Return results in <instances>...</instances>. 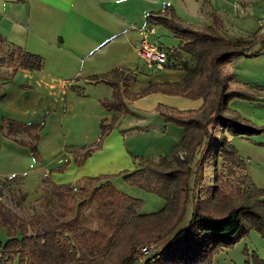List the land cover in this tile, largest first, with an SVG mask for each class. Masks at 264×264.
Masks as SVG:
<instances>
[{"label":"trees","instance_id":"1","mask_svg":"<svg viewBox=\"0 0 264 264\" xmlns=\"http://www.w3.org/2000/svg\"><path fill=\"white\" fill-rule=\"evenodd\" d=\"M210 16L211 25L202 31L185 27L171 6L146 18L149 24L162 27L178 41L176 49H168L172 50L169 59L174 65L169 63L166 67L185 71L180 84H150L133 93L130 89L135 76L121 70L90 78L113 89L109 99L99 101L112 118L100 121L96 143L84 147V153L74 157V165L82 167L101 148L119 117L128 113L125 99L163 93L202 100L198 111L181 112L163 105L155 108L165 124L184 132L170 158H160L154 164L132 157L143 165L117 175L87 178L75 186L56 185L44 177L43 211L26 217L18 216L0 202V264H13L15 258L17 264H212L220 250L232 248L250 232L256 231L264 238V189L253 185L245 161L227 139V135H264V127L240 119L228 109L234 100L258 99L233 90L235 76L225 72L237 58L257 57L264 47L250 53L252 40L226 37L220 17L215 13ZM4 44L7 45L0 36V45ZM7 48L4 58L0 57V67L12 69V74L17 70L42 69L40 56L16 46ZM183 53L191 57L190 62L182 60ZM2 130H6V135L26 133L28 142L14 140L27 146L33 159L41 162L37 143L42 125L23 126L7 121ZM180 154H184L182 159ZM68 164L65 162L48 174L62 173ZM113 177L157 195L164 207L142 214L141 201L117 190L111 182ZM20 198L24 200L25 196ZM93 204L95 217L101 222L96 229L87 228L82 222L83 211ZM163 239L168 243L161 250L154 254L149 251L143 261L138 260L139 250L149 249ZM252 264L264 263L254 255Z\"/></svg>","mask_w":264,"mask_h":264},{"label":"crops","instance_id":"2","mask_svg":"<svg viewBox=\"0 0 264 264\" xmlns=\"http://www.w3.org/2000/svg\"><path fill=\"white\" fill-rule=\"evenodd\" d=\"M165 6H171L193 31L211 25L210 15L215 13L224 24L223 33L233 36L259 28L256 20L264 18V0H0V36L7 45L43 59L40 71L17 70L0 86V181L16 177L22 178L23 187L30 180L40 186L48 177L56 185L75 186L87 178L117 175L143 165L132 157L170 158L184 132L165 124L155 108L198 111L202 100L163 93L133 102L125 99L136 120L126 122L122 116L82 167L73 162L84 147L96 143L100 121L112 118L99 101L109 99L113 89L91 77L121 70L135 76L130 90L138 93L150 84H180L186 76L180 67L149 69L136 53L139 30L149 25L147 16ZM7 121L42 125L37 143L40 163L27 146L14 140L28 142L26 133L6 135L2 130ZM227 139L234 144V137L227 135ZM49 159L58 164L50 168ZM65 162L69 164L61 174H48Z\"/></svg>","mask_w":264,"mask_h":264},{"label":"rangeland","instance_id":"3","mask_svg":"<svg viewBox=\"0 0 264 264\" xmlns=\"http://www.w3.org/2000/svg\"><path fill=\"white\" fill-rule=\"evenodd\" d=\"M256 22V25H258L259 28H252L254 29L253 31L252 29H248L241 33H235L237 34L236 36L229 34L224 35L231 39L238 37L245 40H252L253 48L250 50V53L257 52L262 49V45L264 47V44L262 43L264 42V18H260L256 20ZM248 31L249 33H247ZM155 36L158 37L157 44H162L161 46L166 49H176L175 47L177 46L175 44L177 40L168 31L158 30ZM7 49V45H0V57L4 58ZM181 55L184 61H191L190 56H187L184 53ZM4 65H6V62H4ZM11 70L12 69L5 66L0 67V81H4L0 84L1 87H4L9 80L12 73ZM227 70L228 74H234L235 76V80L231 84L233 90L247 92L258 99L256 102L234 100L228 106L230 113L232 115H238L240 119L249 121L256 126L264 127V50L262 49L261 54L257 57L237 58L227 66ZM127 100L130 101L131 99L128 98ZM131 101L133 102V100ZM122 116L125 118L126 122L136 120V116L132 114L130 110H128L127 114H123L119 118ZM234 139V144L230 142V145L237 150L239 156L245 161L247 173L251 182L256 188L264 189V135L234 137ZM183 157L184 154H182V158ZM153 162L156 164L158 163V160ZM48 163L52 164L51 166L49 165L50 168H53L54 165L58 164L53 163L52 159H49ZM54 174L58 175L61 173L57 172ZM111 182L120 192L141 201L140 212L142 214L155 213L164 207V201L155 194L147 193L136 187H132L122 182L120 178L113 177L111 178ZM43 187L42 184L39 186V183L37 184L35 180L26 182L25 187H23L22 178H14L10 181L7 179H5V181L1 180L0 202L7 205L20 217H26L33 213L42 212L43 205L41 202V195L43 193ZM21 195L25 196L24 200H21ZM82 222L84 226L90 229H96L101 224V222L95 217L94 204L83 211ZM167 243L168 240L163 239L157 244H151L149 246V254L158 252ZM140 253L141 250H139L137 256H140V261H143V256L145 255ZM254 255L264 263V238H262L256 231H252L247 236L241 238L232 248L220 250L213 257L212 264H252ZM12 263L17 264V259L15 258Z\"/></svg>","mask_w":264,"mask_h":264},{"label":"built area","instance_id":"4","mask_svg":"<svg viewBox=\"0 0 264 264\" xmlns=\"http://www.w3.org/2000/svg\"><path fill=\"white\" fill-rule=\"evenodd\" d=\"M156 35V27L149 24L139 30L140 41L136 47V53L139 60L149 69L161 70L170 63L169 57L172 54V50H168L163 46L157 44V41H153ZM182 159V154L179 155ZM76 192V188L73 189ZM149 249H141L142 255L149 253ZM140 260V256L137 257Z\"/></svg>","mask_w":264,"mask_h":264}]
</instances>
